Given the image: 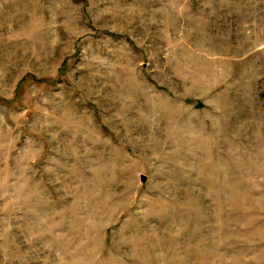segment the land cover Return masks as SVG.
<instances>
[{"label":"rangeland","instance_id":"1","mask_svg":"<svg viewBox=\"0 0 264 264\" xmlns=\"http://www.w3.org/2000/svg\"><path fill=\"white\" fill-rule=\"evenodd\" d=\"M0 264H264V0H0Z\"/></svg>","mask_w":264,"mask_h":264},{"label":"water","instance_id":"2","mask_svg":"<svg viewBox=\"0 0 264 264\" xmlns=\"http://www.w3.org/2000/svg\"><path fill=\"white\" fill-rule=\"evenodd\" d=\"M143 181H145V179H143Z\"/></svg>","mask_w":264,"mask_h":264}]
</instances>
